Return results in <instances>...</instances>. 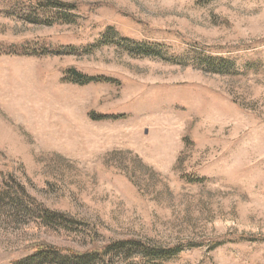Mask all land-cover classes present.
I'll return each mask as SVG.
<instances>
[{"label":"rangeland","instance_id":"obj_1","mask_svg":"<svg viewBox=\"0 0 264 264\" xmlns=\"http://www.w3.org/2000/svg\"><path fill=\"white\" fill-rule=\"evenodd\" d=\"M79 254L264 264V0H0V264Z\"/></svg>","mask_w":264,"mask_h":264},{"label":"trees","instance_id":"obj_2","mask_svg":"<svg viewBox=\"0 0 264 264\" xmlns=\"http://www.w3.org/2000/svg\"><path fill=\"white\" fill-rule=\"evenodd\" d=\"M64 74L69 77L70 82L71 83H74V84H77V85H88V84H91V83H98V82H101L103 81V78H98V77H88V76H85L79 72H77L75 69L71 68V69H68V70H65ZM37 254L39 253H47L45 252V250H43L42 248L36 250ZM90 255L89 254H85V255H77L75 257V259L73 260V264H83V262H87V257H89Z\"/></svg>","mask_w":264,"mask_h":264}]
</instances>
